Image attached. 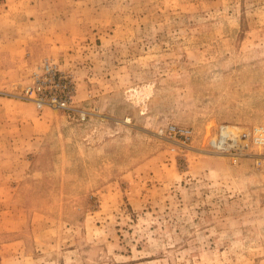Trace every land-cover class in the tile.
Instances as JSON below:
<instances>
[{
	"label": "rangeland",
	"instance_id": "1",
	"mask_svg": "<svg viewBox=\"0 0 264 264\" xmlns=\"http://www.w3.org/2000/svg\"><path fill=\"white\" fill-rule=\"evenodd\" d=\"M20 1L87 119L0 90V264H264V0Z\"/></svg>",
	"mask_w": 264,
	"mask_h": 264
},
{
	"label": "built area",
	"instance_id": "2",
	"mask_svg": "<svg viewBox=\"0 0 264 264\" xmlns=\"http://www.w3.org/2000/svg\"><path fill=\"white\" fill-rule=\"evenodd\" d=\"M25 80L18 96L32 103L38 111L49 109L77 117L80 121L87 119V113L74 107L75 75L62 68L58 61L46 58L37 62ZM169 132L183 145L192 137L189 129L172 127ZM251 140L264 143V129H255L252 134L236 127L222 126L209 145L215 152H232L236 156L250 147Z\"/></svg>",
	"mask_w": 264,
	"mask_h": 264
},
{
	"label": "crops",
	"instance_id": "3",
	"mask_svg": "<svg viewBox=\"0 0 264 264\" xmlns=\"http://www.w3.org/2000/svg\"><path fill=\"white\" fill-rule=\"evenodd\" d=\"M9 1L10 0H0V24L2 25L3 22H17V20H19L18 22L32 23L45 16V10L41 8V4V7H38L37 2L34 3L35 6L29 3L26 8V5L21 3L20 0H16L18 4H15L14 7ZM26 9L31 16L26 15L28 14ZM15 11H17V13H15ZM33 38L35 37L32 32L23 36V34L20 33L3 31V29L0 31V90H9L15 84L22 81L23 78H26L32 67L30 62L36 60L34 57L36 51L32 52V50L37 44V38L34 40ZM81 85L80 81H78V89L82 87ZM78 94L81 98L82 95L79 92ZM36 132L35 128V133Z\"/></svg>",
	"mask_w": 264,
	"mask_h": 264
}]
</instances>
